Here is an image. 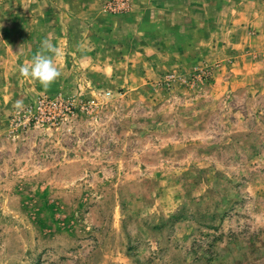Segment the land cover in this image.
<instances>
[{
  "label": "rangeland",
  "instance_id": "rangeland-1",
  "mask_svg": "<svg viewBox=\"0 0 264 264\" xmlns=\"http://www.w3.org/2000/svg\"><path fill=\"white\" fill-rule=\"evenodd\" d=\"M0 264H264V0H0Z\"/></svg>",
  "mask_w": 264,
  "mask_h": 264
},
{
  "label": "clouds",
  "instance_id": "clouds-1",
  "mask_svg": "<svg viewBox=\"0 0 264 264\" xmlns=\"http://www.w3.org/2000/svg\"><path fill=\"white\" fill-rule=\"evenodd\" d=\"M42 49L43 51L32 57L30 65H20L19 71L24 77L34 78L47 88L62 75L53 59L62 53L48 40L42 42Z\"/></svg>",
  "mask_w": 264,
  "mask_h": 264
},
{
  "label": "built area",
  "instance_id": "built-area-1",
  "mask_svg": "<svg viewBox=\"0 0 264 264\" xmlns=\"http://www.w3.org/2000/svg\"><path fill=\"white\" fill-rule=\"evenodd\" d=\"M42 101H44V103H45V100H42ZM41 104H43V102H41Z\"/></svg>",
  "mask_w": 264,
  "mask_h": 264
}]
</instances>
